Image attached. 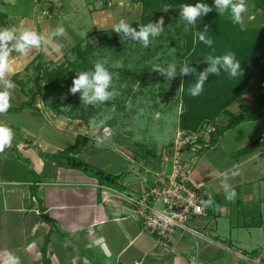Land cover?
<instances>
[{"label":"crops","instance_id":"0c3cea01","mask_svg":"<svg viewBox=\"0 0 264 264\" xmlns=\"http://www.w3.org/2000/svg\"><path fill=\"white\" fill-rule=\"evenodd\" d=\"M191 1L170 0L165 8L177 12L180 5ZM246 4L244 23H264L254 0H246ZM0 11L8 16L9 26L20 30L29 28L47 36L58 24L66 29L63 37H55L28 56L13 54L11 60L9 78L16 87L12 106L0 115V122L11 127L15 135L11 146L0 153V259L11 252L21 264H44L45 257L48 264H189L192 259L200 264H254L244 256L252 253L264 261L261 121H241L214 144L208 145L209 136L200 142L192 179L214 205L207 207L208 219L198 217L193 223L207 234L180 232L177 252L165 254L159 250L156 236L143 229L135 199L154 182L158 172L169 169L163 157L170 144L161 149L115 145L113 133L108 137L102 127L93 126L94 117L86 124L85 117L58 113L42 95L27 105L26 90L31 83L23 88L15 75L28 77L31 71L26 67L38 55L59 62L73 46L96 32L112 30L120 19L129 24L140 22L141 0H112L111 5L105 0H0ZM57 42L63 45L59 51L54 47ZM257 91H264V78L250 80L230 110L256 109ZM228 119L222 113L215 124L225 125ZM97 137L107 139L97 143ZM256 139L259 144L252 151L239 153ZM76 143L78 152L70 155L90 164L89 169L72 165L59 155ZM95 168L118 175L119 186L101 183ZM227 170L239 173L229 180L237 193L233 201L226 200L221 187ZM43 214L48 220L41 218Z\"/></svg>","mask_w":264,"mask_h":264},{"label":"trees","instance_id":"16d2710c","mask_svg":"<svg viewBox=\"0 0 264 264\" xmlns=\"http://www.w3.org/2000/svg\"><path fill=\"white\" fill-rule=\"evenodd\" d=\"M143 3V14L140 22L131 24L133 27L147 24L160 19L166 10V5L170 0H141ZM256 7L261 8V17L264 21V0H254ZM205 3L213 8L205 16L197 20L195 28L185 31L186 47L183 62L190 63L197 71H202L207 67L204 57L209 54L223 55L226 52H234L238 61H240L243 74L229 78L224 72L219 76H209L203 86V91L198 96L188 94V89L195 83V77L182 76L181 98L184 110L180 115V127L185 130H198L203 125L213 123L214 129L211 130L208 145L214 144L217 138L225 131L234 128L244 120H259L264 124V91H257L254 97L258 107L254 110L244 109L240 113H234L230 110V105L243 93L246 85L252 79L264 78V23L247 24L245 30H241L239 25L231 22L229 13L219 15L214 11V0H193L189 4ZM180 10V9H178ZM177 10V11H178ZM0 25L9 26L8 16L0 11ZM208 26L207 35L213 39L211 48L199 42L194 36L197 31H203ZM113 30V29H112ZM109 37H102L100 43L109 42ZM85 42V41H84ZM80 42L72 47L71 52L75 54L73 60L66 59L56 65L54 62L46 61L41 55H38L27 67L26 71H31L27 79H20L15 75V79L20 82L23 88L26 83L31 86L26 90L29 95L27 105H33L38 96L42 95L44 102L51 108L59 112L60 106L57 100L60 98V92L65 86V82L70 80V68L76 63H84L93 68L89 57L94 51V46L89 42ZM150 68V67H145ZM56 102V103H55ZM80 117L102 119L104 116L99 114L96 104L83 105L80 108ZM225 113L229 119L225 125H216V118ZM259 140H254L249 146L239 150V153L252 151L258 146ZM79 144H74L59 152L75 166L89 169L90 164L71 156V152H78ZM94 174L100 182L109 186L118 187L119 176L104 169L95 168ZM47 243V240H46ZM46 247V244H45ZM44 247V249H46ZM48 264V258L45 257L44 264Z\"/></svg>","mask_w":264,"mask_h":264},{"label":"rangeland","instance_id":"374dc122","mask_svg":"<svg viewBox=\"0 0 264 264\" xmlns=\"http://www.w3.org/2000/svg\"><path fill=\"white\" fill-rule=\"evenodd\" d=\"M162 17L164 32L154 38L147 48L139 42L122 44L119 35L112 30L96 32L86 38L83 43L84 46L86 42L94 46V51L89 57L92 65L103 59H107L110 64L116 61L123 64L122 68L109 69L113 73V86L119 95L106 103L96 104L100 115L110 117L104 126H111L116 140L113 142L115 145L135 144L148 146L150 149L154 146L161 149L172 143L180 127V115L184 110L181 98L182 76L177 75L172 81H167L158 72L151 71V67L153 64L167 67L169 63H183L186 22L180 17V10L177 12L167 10ZM158 20L156 18L153 22ZM102 37H109V42L100 43ZM74 58L75 54L70 52L53 65ZM147 66L150 68H145ZM90 69L92 68L89 65L80 62L70 68V80L65 82L60 98L57 100V105L60 106L58 113L75 118L80 117V108L83 106L80 94L73 95L69 89L77 71ZM24 78L27 79V77ZM48 106L51 108L50 105ZM199 218L208 219L207 216ZM193 222L192 225H194ZM240 246L246 247L244 244ZM244 256L254 264H264L258 254L250 253Z\"/></svg>","mask_w":264,"mask_h":264},{"label":"clouds","instance_id":"9594fccd","mask_svg":"<svg viewBox=\"0 0 264 264\" xmlns=\"http://www.w3.org/2000/svg\"><path fill=\"white\" fill-rule=\"evenodd\" d=\"M214 7L219 15L229 13L231 22L239 25L242 31L245 30L244 15L248 11L246 0H214ZM211 11H213V8L205 3L180 5V17L186 22L185 31L195 28L197 20ZM208 29L206 25L203 31L195 32L194 36L199 42L211 48L213 39L207 35ZM112 31L119 35L122 44L125 42H139L144 48H147L154 38L159 37L164 32V18L161 17L156 22H148L138 27H133L125 19H120L114 24ZM65 33L66 29L63 24H58L47 36L29 28L20 30L16 26L0 27V115L6 114L12 106V90L16 87L15 83L9 78L12 71L11 60L13 54L28 56L33 49L46 46L55 37H63ZM54 47L59 51L63 45L57 42ZM204 62L207 67L202 71H197L195 67L190 66V63L187 62L169 63L167 67L153 64L151 71L158 72L167 81H172L177 75H194L195 83L188 89V94L193 97L202 93L203 86L209 76H219L221 72H224L229 78H235L243 74L240 61L237 60L235 53L231 51L223 55L209 54L204 57ZM122 67L123 64L120 61L110 64L107 59L99 60L94 63L92 69L76 72L69 91L73 95L79 93L83 105L106 103L119 95V92L113 86V73L109 69ZM109 118L107 116L98 120L94 118L92 124L96 128L103 127ZM14 135L11 127L0 122V153H4L5 149L11 146ZM96 139L97 143H103L107 137L104 139L97 137ZM238 174L237 171L227 170L223 175L221 187L228 201H233L236 198L237 193L229 180L235 178ZM200 203L206 208L214 205V201L211 199H201ZM0 264H21V262L19 257L9 252L0 259Z\"/></svg>","mask_w":264,"mask_h":264},{"label":"built area","instance_id":"2783aa9c","mask_svg":"<svg viewBox=\"0 0 264 264\" xmlns=\"http://www.w3.org/2000/svg\"><path fill=\"white\" fill-rule=\"evenodd\" d=\"M105 1L108 5L112 4V0ZM213 129V123L205 124L198 130L179 127L168 146L169 152L163 157L169 169L158 172L154 182L135 199V212L142 221L143 229L156 236L158 248L165 254L177 252V235L180 232L187 231L198 236L207 234L192 225L195 218L207 215V208L200 201L209 199L203 187L193 182L192 175L199 144ZM102 131L108 137L113 133L109 125L103 126ZM189 264L200 263L192 259Z\"/></svg>","mask_w":264,"mask_h":264},{"label":"water","instance_id":"95a60500","mask_svg":"<svg viewBox=\"0 0 264 264\" xmlns=\"http://www.w3.org/2000/svg\"><path fill=\"white\" fill-rule=\"evenodd\" d=\"M85 122L87 124V118L86 117H85ZM41 218H45V219L48 220V216L46 214L41 215Z\"/></svg>","mask_w":264,"mask_h":264}]
</instances>
